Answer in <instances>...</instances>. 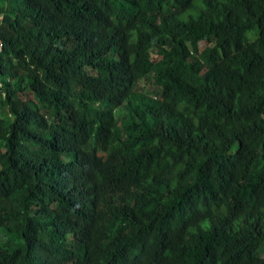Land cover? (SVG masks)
<instances>
[{"label":"trees","instance_id":"16d2710c","mask_svg":"<svg viewBox=\"0 0 264 264\" xmlns=\"http://www.w3.org/2000/svg\"><path fill=\"white\" fill-rule=\"evenodd\" d=\"M0 264H264V0H0Z\"/></svg>","mask_w":264,"mask_h":264},{"label":"rangeland","instance_id":"374dc122","mask_svg":"<svg viewBox=\"0 0 264 264\" xmlns=\"http://www.w3.org/2000/svg\"><path fill=\"white\" fill-rule=\"evenodd\" d=\"M169 10L170 11H172V10H174V7H172V6H170L169 7ZM254 33V32H253ZM253 33H252V36H253ZM208 43L207 42H201L200 44H199V48L200 49H202L205 45H207Z\"/></svg>","mask_w":264,"mask_h":264}]
</instances>
